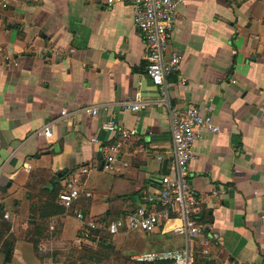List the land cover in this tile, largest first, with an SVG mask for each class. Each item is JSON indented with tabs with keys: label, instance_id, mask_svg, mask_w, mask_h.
<instances>
[{
	"label": "crops",
	"instance_id": "0c3cea01",
	"mask_svg": "<svg viewBox=\"0 0 264 264\" xmlns=\"http://www.w3.org/2000/svg\"><path fill=\"white\" fill-rule=\"evenodd\" d=\"M167 52L182 57L166 82L171 106L211 100L220 127L204 132L192 148L189 180L209 230L193 238L190 249L200 248L213 264H264V0L179 3ZM145 65L146 46L126 3L0 0V217L10 213L4 221L13 241L10 261L0 251V264H58L52 251L74 241L80 228L75 212L133 210L171 170L167 109L130 111L120 104L158 97ZM86 107H97V114ZM113 116L136 126L137 135L121 139L102 129ZM47 124L50 137L41 134ZM111 144L127 167L91 170L84 184L89 197L37 217L33 205L53 180L62 187L65 172L99 167ZM39 226L47 230L35 249L29 237ZM145 236L146 251L186 245L168 226Z\"/></svg>",
	"mask_w": 264,
	"mask_h": 264
},
{
	"label": "built area",
	"instance_id": "2783aa9c",
	"mask_svg": "<svg viewBox=\"0 0 264 264\" xmlns=\"http://www.w3.org/2000/svg\"><path fill=\"white\" fill-rule=\"evenodd\" d=\"M106 1L109 5L121 2L131 7L133 26L146 46V73L159 89L158 97L153 101L137 98L120 104L130 111L149 106L167 109L170 117L172 167L168 173L160 176L154 191L145 194L141 205L118 218L104 220L101 216L75 212L80 228L74 238V245L78 248L83 245L95 246L103 231L115 238L128 233L152 234L168 226L169 232L186 239L184 247L144 251L135 254L133 259L148 263L194 264L189 242L200 237L209 224L199 219V200L189 180L190 164L196 159L192 148L204 132L218 133L220 127L213 121L211 100L203 106L188 104L179 109L172 107L168 98L167 78L179 70L182 57L175 52L168 53L167 46L176 21L177 6L185 0ZM179 84L184 86L186 79L180 78ZM84 111L96 115L98 109L86 107ZM61 114L65 116L66 111L62 110ZM102 129L121 139H128L138 133L136 126L120 125L114 116L102 124ZM41 134L50 137L51 125H45ZM125 167L127 163L118 155V145H109L99 167L82 165L66 175L62 190L57 196L58 203L67 210L81 197H89L90 192L85 189L84 184L85 177L91 170L100 168L103 172L117 173ZM2 218L9 220L10 213L4 212ZM50 228L53 229V226ZM207 242L205 240L203 244Z\"/></svg>",
	"mask_w": 264,
	"mask_h": 264
},
{
	"label": "trees",
	"instance_id": "16d2710c",
	"mask_svg": "<svg viewBox=\"0 0 264 264\" xmlns=\"http://www.w3.org/2000/svg\"><path fill=\"white\" fill-rule=\"evenodd\" d=\"M69 171L65 172V174H68ZM63 174L62 177L65 175ZM60 180L61 178H57ZM31 184L28 183V186L30 188V194L33 198L34 195L32 194L34 191ZM45 191H48V195L44 196V198H41L38 200L39 202H36L35 205H33V208L40 211V214H37V217L47 219L48 217L65 211V209L58 203L57 196L59 192L62 190V187L59 185V182L56 180L52 181V184L50 188L44 189ZM52 206L55 208L48 213L44 211V209L47 207L48 209H52ZM31 214L33 213L30 211ZM35 214V213H34ZM125 213H122L118 216L110 215L108 213L102 215L101 217L104 220H112L115 218H118ZM200 220L204 222V217L202 215V212L200 213ZM38 229L35 230L36 233L33 237H29L30 241L33 244V247L37 249V237H42L43 234L46 232V228L43 226L37 227ZM9 230H10V224L5 222L4 219L0 217V251L4 254V262H9L12 256V250H13V241L9 237ZM205 233L208 232V229H205ZM146 235V234H145ZM112 236L109 235L106 232H100L98 241H96L95 246L90 245H83L81 248H77L73 244L72 251H75L78 253L76 258L70 257L68 261H66L63 264H90V263H97L102 262L104 260L110 259V256L112 253H115V246L111 242ZM191 253L194 257V264H213V262L208 258L207 255L202 254L201 249L198 247H194V249L191 248ZM125 264L131 263V264H170V263H163V262H154V263H148V262H139L134 260L133 258H127L125 260Z\"/></svg>",
	"mask_w": 264,
	"mask_h": 264
},
{
	"label": "rangeland",
	"instance_id": "374dc122",
	"mask_svg": "<svg viewBox=\"0 0 264 264\" xmlns=\"http://www.w3.org/2000/svg\"><path fill=\"white\" fill-rule=\"evenodd\" d=\"M45 226H46V222H45ZM71 228H73V226ZM73 236L74 233H72V237ZM111 242L115 246L116 252L111 254L110 259L93 264H125L126 263L125 260L127 258L129 257L133 258L135 254L146 251L145 244L149 243V239L147 236L139 233H130L124 236L115 237L111 239ZM72 247H73V240H68L64 243L62 247L63 249L53 248L52 253H55L54 255V257L56 258L55 261L58 264H62L68 261L70 257L76 258L78 253L72 251L73 250ZM127 264H131V263H127Z\"/></svg>",
	"mask_w": 264,
	"mask_h": 264
},
{
	"label": "water",
	"instance_id": "95a60500",
	"mask_svg": "<svg viewBox=\"0 0 264 264\" xmlns=\"http://www.w3.org/2000/svg\"><path fill=\"white\" fill-rule=\"evenodd\" d=\"M63 174H64V171H61L60 173H58V177H62Z\"/></svg>",
	"mask_w": 264,
	"mask_h": 264
}]
</instances>
